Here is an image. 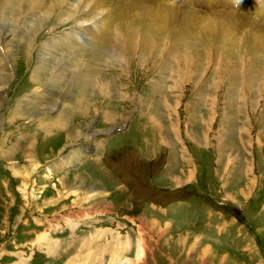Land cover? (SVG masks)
Here are the masks:
<instances>
[{"label":"rangeland","instance_id":"obj_1","mask_svg":"<svg viewBox=\"0 0 264 264\" xmlns=\"http://www.w3.org/2000/svg\"><path fill=\"white\" fill-rule=\"evenodd\" d=\"M137 1L0 0V264H264L258 22Z\"/></svg>","mask_w":264,"mask_h":264},{"label":"bare ground","instance_id":"obj_2","mask_svg":"<svg viewBox=\"0 0 264 264\" xmlns=\"http://www.w3.org/2000/svg\"><path fill=\"white\" fill-rule=\"evenodd\" d=\"M41 1H43V0H41ZM134 1V0H133ZM136 1V0H135ZM143 1H145V3L146 4H144L141 0H138L137 2H136V5H137V7H141V9H146L147 11H148V8H152L153 9V13H152V15H150V18H148L151 22H153L154 23V25L155 26H158V27H156V30L158 31V30H160V25L159 24H162V25H165V22L167 21V18L169 19L168 21H171L172 20V22L174 21L175 22V20H177L178 19V17L179 16H181V18H183L182 17V15L183 14H187V15H189V17L190 18H188V24H189V26H194V23L196 22L197 24L198 23H200V17H199V15L196 13H191V12H189L188 10H183V14H178L179 16H177V14L174 12V13H172L171 11H169V8H171V10H173L172 9V7L170 6V5H164L165 4V2H163V4L161 3V0H143ZM49 4H51V8L49 9V11H47L48 13H51L52 12V8L53 7H55V6H59V5H63V9H62V11H61V15L62 16H60L61 18H65V17H63V16H66V18H65V20H66V22H68L69 20L70 21H78V23H83V22H86V21H90V20H96V21H98V22H100L101 21V18L102 17H99L98 15H100L101 14V11H99V8H100V4H99V2H98V0H49ZM101 2V1H100ZM40 3V2H39ZM44 3V2H43ZM74 3H75V6L76 7H74L75 9H71V6L72 5H74ZM29 4V3H28ZM41 4V3H40ZM130 5V4H129ZM132 5V4H131ZM256 5H258V4H254L253 5V7H256ZM41 6V5H40ZM53 6V7H52ZM34 8V7H33ZM37 8V7H36ZM132 8V7H131ZM138 9V8H137ZM151 9V10H152ZM255 9V8H254ZM182 10V9H181ZM99 11V12H98ZM174 11V10H173ZM176 11V10H175ZM178 12V11H177ZM230 13L232 12V11H229ZM149 13V12H148ZM127 14V13H126ZM142 14V13H141ZM49 15V14H48ZM186 15V16H187ZM217 16L216 18H218V19H220L219 17H220V15H221V17H224V19L225 18H227V19H229V13L227 12V11H215L214 13H213V16ZM242 15V14H241ZM184 16V15H183ZM197 16H198V18H197ZM231 16H232V18L233 19H237V20H240V19H238L237 17H235L234 16V14L232 13L231 14ZM209 17H211V16H209ZM180 18V17H179ZM204 18V17H203ZM231 18V17H230ZM231 18V19H232ZM243 18H244V15H243ZM242 18V19H243ZM38 20H41V21H43L42 20V18H40V17H38L37 18ZM201 19H202V17H201ZM212 19V18H211ZM223 19V18H222ZM221 19V20H222ZM179 20V19H178ZM206 21V20H205ZM208 21H210V18H209V20ZM178 22V21H177ZM203 22H204V20H203ZM226 21H222V25L225 23ZM228 22H230V21H228ZM237 22V21H236ZM89 23V22H88ZM95 23V22H94ZM94 23H91L92 25H95ZM168 23V22H167ZM183 23V22H182ZM195 23V24H196ZM202 23V22H201ZM219 23V22H218ZM252 23V22H251ZM255 23V22H254ZM157 24V25H156ZM175 24H176V22H175ZM186 24H187V22H186ZM187 24V25H188ZM204 24V23H203ZM206 24V23H205ZM259 24V23H258ZM258 24H254L255 25V27L253 28V30H251V31H249L248 32V34L249 35H251V38L252 39H254L253 37H256V39L254 40V42H256L257 41V43H259L260 45H264V26H263V28H260V26L258 27ZM152 25V24H151ZM182 25H184V24H182ZM219 25V24H218ZM218 25L216 26V27H218ZM96 26V25H95ZM153 26V25H152ZM171 26H173V25H171ZM188 26V27H189ZM205 26V25H204ZM176 27V26H175ZM211 27H215V26H211ZM215 27V28H216ZM222 27V26H221ZM257 27H258V31H257ZM173 28V27H172ZM182 28H184V27H182ZM96 29V28H95ZM175 29V28H174ZM201 29V28H200ZM203 29V28H202ZM220 29V28H219ZM231 29V28H230ZM176 30V29H175ZM190 30V29H189ZM212 30H213V28H212ZM217 30V29H216ZM177 31V30H176ZM186 31V30H185ZM211 32V31H210ZM218 32V31H217ZM258 32V33H257ZM189 33V32H188ZM242 33V32H241ZM222 34V33H221ZM258 34V35H257ZM185 35V34H184ZM203 35V34H202ZM224 35L225 36H228L229 38H231V39H233V40H235V39H237V35L238 34H230V33H228L227 32V30H225L224 31ZM146 36V35H145ZM187 36V35H186ZM147 38V36L145 37V39ZM177 38V37H176ZM184 38H186V37H183L182 38V40H184ZM192 40H195V39H192ZM185 41V40H184ZM188 41H189V39H188ZM200 41V40H199ZM191 42V41H190ZM189 42V43H190ZM194 42V41H193ZM183 43V42H182ZM168 52V51H167ZM166 54V53H165ZM171 54V53H170ZM173 54V53H172ZM183 56V55H182ZM183 58H185V57H183ZM183 58H181V59H183ZM180 60V59H179ZM196 62V61H195ZM39 68H40V65L38 66ZM182 67V66H181ZM37 69V68H36ZM179 69V68H178ZM44 68L43 67H41L40 68V72H39V74H38V72L36 73V75H35V73H33V75H32V79L33 80H38V78H39V75L40 76H43V72H44ZM34 71H36V70H34ZM58 71V70H57ZM179 74V73H178ZM58 76V75H57ZM55 78V77H54ZM57 78V77H56ZM195 81V80H194ZM17 110V106L16 107H14L13 108V110H12V113H14L15 111ZM11 113V114H12ZM8 117H10V116H8Z\"/></svg>","mask_w":264,"mask_h":264}]
</instances>
